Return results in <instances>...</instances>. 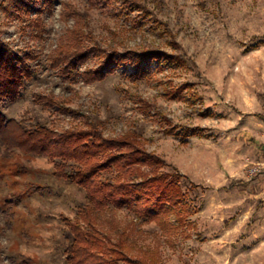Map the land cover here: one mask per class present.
<instances>
[{
  "label": "rangeland",
  "instance_id": "374dc122",
  "mask_svg": "<svg viewBox=\"0 0 264 264\" xmlns=\"http://www.w3.org/2000/svg\"><path fill=\"white\" fill-rule=\"evenodd\" d=\"M77 26L88 46L162 57L141 74L123 63L94 82L68 76L51 60ZM0 36L35 58L23 95L1 103L12 138L39 122L132 133L188 192L192 213L171 234L115 206L98 214L104 234L125 232L131 253L155 264H264V175L248 171L264 161V0H0ZM12 141L0 142V264H68L64 218H78L87 194Z\"/></svg>",
  "mask_w": 264,
  "mask_h": 264
},
{
  "label": "trees",
  "instance_id": "16d2710c",
  "mask_svg": "<svg viewBox=\"0 0 264 264\" xmlns=\"http://www.w3.org/2000/svg\"><path fill=\"white\" fill-rule=\"evenodd\" d=\"M42 1L50 7L54 0ZM30 2L15 0L18 9L30 8ZM36 25L43 24L38 20ZM86 36L81 26L75 27L70 38L57 48L56 53H59L52 57V66L60 67L68 76L77 71L86 82H94L114 71L116 64H131L136 73L141 74L145 62L162 57L155 49L135 54L104 49L100 45L88 46L85 44ZM91 56L100 57L99 65L81 72L79 66ZM31 59H35L32 54L22 57L0 36V142L10 145L15 138L18 144L26 145L31 152L48 156L54 164L53 173L57 178L85 190L88 203L81 205L78 218H64L68 226L64 249L67 263L155 264L154 258L147 261L145 257L131 253L125 232L117 240L104 234L99 227L98 214L110 206L126 208L139 220L156 222L164 233L171 234L185 225L192 213L188 192L184 191L177 174L161 171L163 166L171 164L161 155L146 149L140 138L132 133L109 138L93 122L87 123V129L62 132L39 122L33 129L21 127L20 133L12 138L13 121L6 122L1 103L15 101L23 95L27 81L36 74V69L29 62Z\"/></svg>",
  "mask_w": 264,
  "mask_h": 264
},
{
  "label": "built area",
  "instance_id": "2783aa9c",
  "mask_svg": "<svg viewBox=\"0 0 264 264\" xmlns=\"http://www.w3.org/2000/svg\"><path fill=\"white\" fill-rule=\"evenodd\" d=\"M248 171L251 176L258 175V174L264 175V161L257 162L254 165H249Z\"/></svg>",
  "mask_w": 264,
  "mask_h": 264
},
{
  "label": "crops",
  "instance_id": "0c3cea01",
  "mask_svg": "<svg viewBox=\"0 0 264 264\" xmlns=\"http://www.w3.org/2000/svg\"><path fill=\"white\" fill-rule=\"evenodd\" d=\"M262 142H263V144H264V136H263V138H262Z\"/></svg>",
  "mask_w": 264,
  "mask_h": 264
}]
</instances>
